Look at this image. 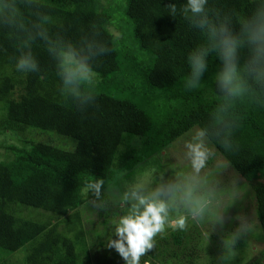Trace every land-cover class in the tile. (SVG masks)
I'll list each match as a JSON object with an SVG mask.
<instances>
[{"label":"trees","instance_id":"obj_1","mask_svg":"<svg viewBox=\"0 0 264 264\" xmlns=\"http://www.w3.org/2000/svg\"><path fill=\"white\" fill-rule=\"evenodd\" d=\"M186 2L0 0L1 129L8 136L16 128H29L71 140L65 147L33 138L17 143L0 138V250L13 253L26 246L25 264H91L79 209L92 196L86 184L102 178L101 191L107 189L118 175L129 176L135 165L197 127L252 188L263 242L256 238L255 256L241 264H264V87L252 84L242 96L225 99L214 79L219 61L210 53L201 88L185 89L187 57L207 40L181 13ZM169 3L176 4L175 17ZM205 7L210 16L216 11L220 21L230 20L238 32L237 18L250 14L254 4L208 0ZM126 21L129 29L123 27ZM68 44L89 55L95 71L96 86L82 84L81 98L65 89L57 75L55 53ZM101 46L111 53H100ZM29 51L39 72L17 71V59ZM246 57L240 54L242 61ZM85 96L93 99L85 103ZM28 208L46 218H25L22 211ZM118 209L125 210L118 204L102 216L109 220ZM202 240L194 226L166 228L140 264H195ZM238 243L228 246H242Z\"/></svg>","mask_w":264,"mask_h":264},{"label":"clouds","instance_id":"obj_2","mask_svg":"<svg viewBox=\"0 0 264 264\" xmlns=\"http://www.w3.org/2000/svg\"><path fill=\"white\" fill-rule=\"evenodd\" d=\"M254 4L250 14L239 16L236 23L238 32L231 21H220L216 11L213 16L206 9L208 0H187L180 9L193 27L206 34V43L194 48L188 55L190 73L185 79L186 90L201 88V78L208 69V57L215 53L219 69L214 75L216 87L225 99L237 98L251 89L252 84L264 87V0H249ZM172 17L177 8L175 3L166 5ZM44 38L43 34H41ZM91 52V45H86ZM52 52V49H49ZM100 53H111L112 49L101 46ZM242 52L246 59H240ZM58 72L62 85L70 93L81 98V85L96 86L93 77L95 71L89 66V55H82L71 44L58 50ZM19 72H39L36 59L31 52L23 53L16 61ZM251 82V83H250ZM85 96L83 102L92 100ZM205 130H199L192 140L184 145L185 155L191 166V174L183 182L160 184L146 193L143 185H134L121 199V208L126 209L114 228L116 239H109L107 246L114 249L124 264H140L142 256L152 251L155 237L166 228L186 230L191 219L196 224L204 219L206 211L212 206L213 193L204 186L201 172L206 167L210 150L205 143ZM228 147V145H225ZM102 178L90 180L85 191L91 192L93 203L102 209V203H96L101 197ZM218 221L220 220L217 217Z\"/></svg>","mask_w":264,"mask_h":264},{"label":"rangeland","instance_id":"obj_3","mask_svg":"<svg viewBox=\"0 0 264 264\" xmlns=\"http://www.w3.org/2000/svg\"><path fill=\"white\" fill-rule=\"evenodd\" d=\"M123 27L130 28L127 21ZM0 130L3 133L0 138L4 136L10 142L17 143L19 138H33L70 147V139L42 131L36 133V130L29 128H16L15 134L8 136L4 134L1 127ZM198 131L197 127L191 128L187 133L176 138L168 148L135 165L129 176L120 174L122 177L119 178L118 175V179L112 185L101 191V197L99 201H96V203L103 204L102 209L97 208L93 203V195L79 208L83 226L87 230L85 242L93 258L91 264H123L122 261L116 260V251L109 248L107 243L109 239H116L115 224L118 218L125 214L126 209L124 211L118 209V212L114 213L116 215L109 216V220H105L102 216L103 212L111 208L115 210L118 204L121 206L120 198L134 185H143L147 193L160 184L183 182L191 174V166L185 155L187 150L184 145L192 140ZM204 140L210 150V157L205 169L201 172V177L204 186L213 193V203L200 224H196L191 219L188 221V228L196 227L203 238L202 242L200 241L201 249H197L199 253L195 264H241L255 256V251L257 252L260 246L256 238H260L263 242V232L258 225L254 211L253 191L251 186L232 170L225 159L215 152L210 141L206 137ZM131 143L137 146L138 140L133 138ZM42 214L43 212L31 208L22 211L25 218L36 220L46 218V215ZM217 217L220 218L219 221ZM238 241H241L242 246L235 249L229 248L228 243L237 244ZM103 242L106 243L105 246H102ZM205 246L207 250L204 249ZM104 247H107L105 251ZM0 256V264H25L23 261L26 256V246L13 253L0 250ZM109 259L113 262L109 263ZM145 264L148 263L145 262Z\"/></svg>","mask_w":264,"mask_h":264}]
</instances>
